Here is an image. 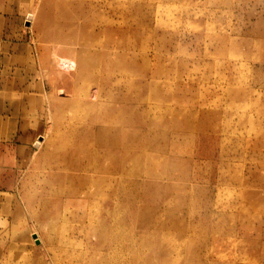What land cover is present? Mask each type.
Listing matches in <instances>:
<instances>
[{"label": "rangeland", "instance_id": "obj_1", "mask_svg": "<svg viewBox=\"0 0 264 264\" xmlns=\"http://www.w3.org/2000/svg\"><path fill=\"white\" fill-rule=\"evenodd\" d=\"M0 41V264H264V0H0Z\"/></svg>", "mask_w": 264, "mask_h": 264}, {"label": "bare ground", "instance_id": "obj_2", "mask_svg": "<svg viewBox=\"0 0 264 264\" xmlns=\"http://www.w3.org/2000/svg\"><path fill=\"white\" fill-rule=\"evenodd\" d=\"M102 50H99L98 51V49H95L94 50V52H93V54H91L92 56H96V55H100V52H101ZM97 58H98V60L99 59H103L104 57H100L99 58V56H97ZM106 58V57H105ZM103 61V60H102ZM104 63V62H103ZM108 65L109 64H103V66H102V64H101V68H98L97 70L95 69V71H97L100 75H107L106 76V78L104 79V78H101V76L99 75L98 77H96V75H93V77L91 76H88L87 75V71H88V69H91V64L90 65H87L86 66V70H83L82 72H78V74H77V84L80 86L81 85V87H85V86H87V85H89V86H95V84L96 83H98V85H101L102 86V88H104V86L105 85H110L111 84V75H110V73H109V71L107 72H105L104 74L102 73V71H103V67H105V68H107L108 67ZM108 73V74H107ZM82 79L85 81V80H88L89 82H88V84H87V82H83L82 83ZM122 82H123V80H122V78L120 79V81H119V87L121 88V85H122ZM83 84V85H82ZM99 92V91H98ZM99 95V94H98ZM123 107V105H120V109ZM118 112V111H117ZM117 114V113H116ZM121 114V113H120ZM120 116V115H119ZM116 117H117V115H116ZM121 117V116H120ZM122 119V118H121ZM118 120V119H117ZM123 120V119H122ZM119 122H120V118H119ZM118 130V129H117ZM119 132V135L121 134V132H122V129H120L119 128V130H118ZM124 133V132H123ZM98 145H100V144H98ZM119 145V144H118ZM107 146V145H106ZM110 146V145H109ZM125 146V145H124ZM102 147H103V145H102ZM101 147V148H102ZM89 148V147H88ZM126 148V147H125ZM110 149V148H109ZM123 149V148H122ZM102 151V150H101ZM76 152V151H75ZM74 152V153H75ZM80 152H81V150H80ZM119 154V153H118ZM109 154H106L105 156H108ZM114 155V154H113ZM110 157V156H109ZM109 157H108V159H109ZM111 159V158H110ZM112 160V159H111ZM166 166V165H165ZM69 168H70V166H69ZM158 168V167H157ZM96 175V174H95ZM93 176V175H92ZM101 176V175H100ZM108 177V176H107ZM91 178V177H90ZM122 178V177H121ZM94 179V178H93ZM99 180V179H98ZM108 180V179H107ZM106 180V181H107ZM119 180V179H118ZM95 181V180H94ZM100 181V180H99ZM98 181V182H99ZM86 182V181H85ZM88 182V181H87ZM91 182V181H90ZM89 182V183H90ZM120 182V181H119ZM100 183V182H99ZM93 185V184H92ZM95 185V184H94ZM97 185V184H96ZM99 185V184H98ZM105 185V184H104ZM83 189V188H82ZM111 189V187L110 186H108L107 187V185L105 186V187H92V191H91V193H90V196H91V199H94V200H99V202H100V204H103V203H105V200L107 201L106 202V204H110V202L108 201V199H107V195L106 194H104V193H108V191ZM87 190V189H86ZM88 192V191H87ZM104 195H105V197H104ZM85 196V195H84ZM80 198V197H79ZM95 211V210H94ZM94 211H92V214H93V216L96 218V217H100V218H102L103 219V221L106 223V224H111L113 221H112V219H111V221L108 219V217L105 215V214H102L103 212L100 210V209H98V208H96V211L94 212ZM102 212V213H101Z\"/></svg>", "mask_w": 264, "mask_h": 264}, {"label": "crops", "instance_id": "obj_3", "mask_svg": "<svg viewBox=\"0 0 264 264\" xmlns=\"http://www.w3.org/2000/svg\"><path fill=\"white\" fill-rule=\"evenodd\" d=\"M13 45H15V48H16V50H19L20 49V47L22 48V46H20V45H24L23 43H20V42H13L12 43ZM0 48H2V43H1V41H0ZM9 49V48H8ZM8 55L10 56V57H17V58H19L20 57V53H18V52H14V53H10V52H8ZM25 56V55H24ZM0 58H1V53H0ZM26 137V136H25ZM27 147H26V143H20V144H18L17 145V151L19 152L18 154H21V153H25V149H26Z\"/></svg>", "mask_w": 264, "mask_h": 264}]
</instances>
